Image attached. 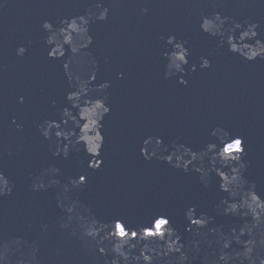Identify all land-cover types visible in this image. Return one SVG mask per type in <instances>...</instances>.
<instances>
[{
    "label": "water",
    "instance_id": "water-1",
    "mask_svg": "<svg viewBox=\"0 0 264 264\" xmlns=\"http://www.w3.org/2000/svg\"><path fill=\"white\" fill-rule=\"evenodd\" d=\"M109 2L108 20L90 27L95 42L89 50L99 61L96 83L111 81L103 166L94 170L88 167L91 157L82 148L67 159L53 157L50 142L37 131L43 120L59 119L65 94L71 90L62 62L47 57L43 43L47 33L41 24L45 19L56 24L64 16L83 14L95 3ZM141 7L148 8L146 15ZM212 11L241 22H258L259 38L264 39V5L258 0H222L216 9L211 0H5L0 7V151L5 152L0 170L14 181L15 189L11 196L0 198V241L12 236L36 241L42 264H97L103 259L59 229L64 214L57 207L56 188L30 191L29 175L50 163L61 168L62 182L78 173L86 175V186L74 196L105 222L121 218L134 227L154 213L164 214L187 240L191 233L185 231L184 213L195 205L197 214L213 217L209 227L223 225L227 232L243 223L238 217L218 214L215 205L227 195L219 191L218 178L204 188L196 172L173 169L155 158L146 161L139 153L148 135L163 137L165 144L180 137L199 150L213 139L210 130L223 126L245 138V159L251 161L245 177L264 198V59L248 62L226 46L216 47L215 39L199 30V13ZM169 34L188 40V68L197 64V70L184 77L187 86L176 78L164 79L160 37ZM19 45L28 49L23 57L15 55ZM201 56L212 61L210 68H199ZM120 72L122 79L117 76ZM12 117L22 129L11 124ZM7 149L15 155L9 158ZM42 223L49 225L46 235ZM191 264H200L199 257Z\"/></svg>",
    "mask_w": 264,
    "mask_h": 264
},
{
    "label": "clouds",
    "instance_id": "clouds-1",
    "mask_svg": "<svg viewBox=\"0 0 264 264\" xmlns=\"http://www.w3.org/2000/svg\"><path fill=\"white\" fill-rule=\"evenodd\" d=\"M221 2L211 0L212 8L216 9ZM258 3L264 5V0ZM4 6L5 0H0V7ZM111 11L112 3L106 6L95 3L83 14L64 16L56 24L45 19L41 24L47 33L43 38L47 57L62 62L71 90L65 94L66 104L59 109V119L43 120L36 125L37 131L50 142L48 149L53 157L67 159L70 153L82 148L91 157L88 167L94 170L103 166L104 121L111 112L107 95L111 81L96 83L99 61L89 50L95 42L90 27L107 21ZM140 12L146 15L148 8L141 7ZM258 27V22L248 19L241 22L220 11L199 13V30L214 38L216 47L226 46L228 52L248 62L264 59V39L259 38ZM160 38L164 41L162 57L166 61L164 79L176 78L177 83L187 86L184 77L197 70L196 63L188 68L191 56L188 40L178 39L174 34ZM27 51L24 45H19L15 55L23 57ZM211 64L208 56L199 58L200 69H208ZM117 76L122 79L124 73ZM18 102L24 103V96H19ZM52 103L55 106V101ZM11 124L22 129L16 117L11 118ZM210 136L211 141L193 150L180 137L165 144L163 137L148 135L141 141L139 153L146 161L155 158L173 169L196 172L204 188L209 187L214 177L218 178L219 191L227 194L215 205L218 214L243 221L227 232L223 225L209 227L213 217L203 212L197 214L195 205L184 213L188 222L185 231L191 233L187 240L164 214L154 213L148 221L134 227L121 218L102 221L90 205L74 196L86 186V175L78 173L62 182L61 168L51 163L38 174L29 175V189L58 190L56 203L64 214L59 229L77 238L89 254L103 258L97 264H191L198 257L200 264H264V198L256 191L255 183L245 177L251 163L245 159L247 142L243 136L220 125L210 130ZM4 154L0 151V156ZM6 154L11 158L15 151L7 149ZM14 189V181L0 170V198L11 196ZM48 228L47 223L40 225L45 235ZM39 253V244L22 236L0 241V264H42Z\"/></svg>",
    "mask_w": 264,
    "mask_h": 264
}]
</instances>
